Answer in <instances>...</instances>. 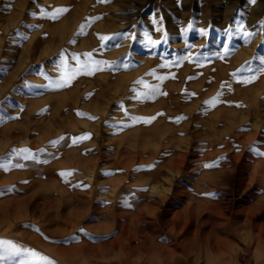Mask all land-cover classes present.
<instances>
[{"label": "rangeland", "instance_id": "374dc122", "mask_svg": "<svg viewBox=\"0 0 264 264\" xmlns=\"http://www.w3.org/2000/svg\"><path fill=\"white\" fill-rule=\"evenodd\" d=\"M59 8L68 11L45 15ZM92 60L104 70L55 87ZM262 68L264 0H0V181H13L0 188V241L53 264H254V248L264 254ZM185 150L180 172L144 186L147 199L154 184L171 190L158 218L135 224L147 205H135L138 190L117 189L125 173L112 163L159 152L167 162ZM235 152L251 165L231 171ZM159 164L135 165L132 183ZM213 200L241 231L251 219L257 248L238 237L220 249L217 217L171 219Z\"/></svg>", "mask_w": 264, "mask_h": 264}, {"label": "bare ground", "instance_id": "6f19581e", "mask_svg": "<svg viewBox=\"0 0 264 264\" xmlns=\"http://www.w3.org/2000/svg\"><path fill=\"white\" fill-rule=\"evenodd\" d=\"M260 10V9H259ZM261 10H263V8L261 9ZM117 101V100H116ZM103 104V103H102ZM104 105V104H103ZM109 105V104H108ZM105 106H107V105H105ZM114 107V106H113ZM107 108V107H106ZM105 108V109H106ZM108 108H110V107H108ZM102 109V108H101ZM103 110H104V108H103ZM110 111V110H109ZM111 112V111H110ZM116 112V111H115ZM105 113H106V111H105ZM107 114V113H106ZM105 115V114H104ZM109 115V114H108ZM169 125V124H168ZM210 127V126H209ZM212 127V126H211ZM210 127V128H211ZM173 128V127H172ZM157 129V128H156ZM156 131V130H155ZM158 131V130H157ZM171 131V130H170ZM173 131V130H172ZM209 131V130H208ZM210 131H211V129H210ZM209 131V132H210ZM213 131V130H212ZM148 133H150V131L148 132ZM152 133V132H151ZM213 133V132H212ZM147 134V133H146ZM166 134V133H165ZM152 135V134H151ZM157 135H158V132H157ZM156 134H155V136H157ZM160 135V134H159ZM158 135V136H159ZM161 135H164L163 133H161ZM160 135V136H161ZM150 136V135H149ZM148 136V137H149ZM231 136V135H230ZM143 137H144V135H143ZM142 137V138H143ZM153 137V136H152ZM153 138H155V139H157L156 137H153ZM168 138V137H167ZM250 138H254V137H250ZM144 139V138H143ZM149 139V138H148ZM172 138H170V140H171ZM226 139V138H225ZM235 139V138H234ZM234 139H232V140H234ZM152 140V139H151ZM151 140H150V142H151ZM222 140V139H221ZM251 140V139H250ZM146 141V142H145ZM145 143H147V141L149 142V140H147V137H146V139H145ZM159 141H160V138H159ZM210 141L212 142V139H210ZM223 141V140H222ZM229 141V140H228ZM231 141V140H230ZM234 141H236V140H234ZM233 141V142H234ZM240 141H241V139H240ZM153 142V141H152ZM162 142V141H161ZM253 142V141H252ZM156 143H158V141L156 142ZM182 143V142H181ZM247 143V142H246ZM169 144H170V142H169ZM174 144V143H173ZM172 144V145H173ZM183 144V143H182ZM206 144H209L208 142L206 143ZM225 144V148H228V146H230V142L228 143V142H225L224 143ZM235 144V143H234ZM238 144V143H237ZM237 144H236V146H237ZM245 144V143H244ZM243 144V145H244ZM250 144V143H249ZM253 144V143H252ZM171 145V144H170ZM171 145V146H172ZM179 145V144H178ZM185 145V144H184ZM231 145H233V144H231ZM241 145H242V143H241ZM170 146V147H171ZM181 146V145H180ZM199 146V145H198ZM245 146V145H244ZM249 146V145H248ZM173 147V146H172ZM171 147V148H172ZM219 147H221V146H219ZM218 147V148H219ZM235 147V146H234ZM159 148V147H158ZM163 148V147H162ZM167 148H169V147H167ZM170 148V149H171ZM202 149V151L204 152V150H203V147H201ZM237 148H238V146H237ZM236 148V149H237ZM241 148V147H240ZM239 148V149H240ZM244 147H242V149H243ZM142 149V148H141ZM173 149V148H172ZM206 149H207V147H206ZM205 149V150H206ZM224 149V148H223ZM236 149H235V151H236ZM177 150V149H176ZM225 150V149H224ZM229 150H231V149H229ZM144 151V150H143ZM154 151H156V150H154ZM160 151V150H159ZM158 151V152H159ZM172 151V150H171ZM197 151V150H196ZM215 151V150H214ZM213 151V152H214ZM237 151L239 152V150L237 149ZM149 152V151H148ZM147 152V153H148ZM162 152V151H161ZM201 152V151H200ZM233 152H234V150H233ZM118 155H120V154H124V153H122V152H120V151H117L116 152ZM136 153H138L137 151H136ZM160 153V152H159ZM156 154V155H154L153 157L152 156H148V155H146V154H144V153H138V154H141V156H137L136 154H134L133 155V159H131V160H126L125 159V161L124 160H119V161H116V162H114V163H112L114 166H115V168L118 170V169H120V170H123L124 171V176H123V178H119V180H117L116 182H115V185H116V187H117V189H119V191H122V192H127L128 190H130V189H135V190H138L137 191V194L135 195V199H136V201H137V203L135 204V205H147V206H144V208L142 209V212H139V215L137 216V218L134 220V223L135 224H141L142 222H144V221H146V219L147 218H145V217H150V218H153V219H156V218H158L157 217V214H158V208H159V205H161V203H165L166 202V200L168 199L167 197V195H169L170 193H169V191H171V190H165V189H163V188H161L160 186H154V185H152V186H150L151 188L150 189H152V192H154V194L156 193V195H157V197L156 198H148L147 199V197H148V195H146L145 194V192H144V186H146V185H151L152 183H153V181L155 182V180H158V179H161V177L164 179V178H166L167 176H166V173L167 174H171V175H173L174 174V172H180L181 171V168H182V166H183V164H184V161L186 160V157H187V155L188 154H190V153H188V150L186 151L185 150V153H183L182 155H178V156H176V157H174V158H169L168 159V161L166 162L165 161V158L167 157L166 155V157L163 155V154ZM175 153V152H174ZM205 153V152H204ZM212 153V152H211ZM214 153H216V154H214L215 156L216 155H218V153H220V152H214ZM226 153H228L227 151H226ZM232 153V152H231ZM230 153V154H231ZM128 154V153H127ZM200 154V153H199ZM203 154V153H202ZM201 154V155H202ZM213 154V153H212ZM223 154H225V153H223ZM235 154H238V153H236L235 152ZM234 154V155H235ZM192 155H196V153L195 152H193L192 151ZM208 156H209V153L207 154ZM213 155V156H214ZM243 155V154H242ZM246 155V154H245ZM129 156V155H128ZM127 156V157H128ZM171 156V155H170ZM189 156V155H188ZM207 156V157H208ZM212 156V155H211ZM219 156H222L221 154L219 155ZM229 156V155H228ZM240 156H241V153L240 154H238V156H236L235 155V157H233L235 160V163L233 164L234 165V167L231 169V171L232 170H234V169H236L235 167H238L239 168V166H240V170L242 171V169H245L244 167L247 165V166H250L251 164H249L248 163V161H246L247 159H244V161H241L240 160ZM247 156V155H246ZM165 157V158H164ZM191 157V156H190ZM199 157V156H198ZM254 157V156H253ZM193 158V157H192ZM191 158V159H192ZM203 158V157H202ZM204 158H205V156H204ZM214 158H216V157H214ZM224 158V157H223ZM231 158H232V156H231ZM249 156H248V160H249ZM194 159V158H193ZM196 159V158H195ZM205 159H207V158H205ZM250 159H252V158H250ZM263 159V158H262ZM154 160H156L158 163H160L157 167H156V169H153V170H149V171H147V172H141V173H138V174H136V177L134 178L135 180H134V183H132V175H131V173L134 171V168H135V165H138V166H143L144 164H146L147 165V163H152ZM197 160V159H196ZM213 160V159H212ZM211 160V161H212ZM226 160V159H225ZM224 160V161H225ZM264 160V159H263ZM198 161H199V159H198ZM202 161V160H201ZM14 162V161H13ZM206 162V161H205ZM222 162H223V160H222ZM229 162V161H228ZM231 162V161H230ZM253 162V161H252ZM226 163V162H225ZM263 163V162H262ZM186 165V164H185ZM154 166H156V165H154ZM222 166H224V164L222 163ZM226 166V165H225ZM229 166V165H228ZM153 167V166H152ZM151 167V168H152ZM193 167V166H192ZM212 167V166H211ZM210 167V168H211ZM145 168V167H144ZM224 168V167H223ZM226 168H227V166H226ZM225 168V169H226ZM191 169V168H190ZM197 169V168H196ZM220 169V168H219ZM239 170V171H240ZM206 171V170H205ZM186 172V171H185ZM218 172V171H217ZM221 172V171H220ZM219 172V173H220ZM258 172V171H257ZM218 173V174H219ZM228 173V172H227ZM223 174V173H222ZM224 174H225V172H224ZM259 174V173H258ZM227 175V174H226ZM242 175V174H241ZM166 176V177H165ZM141 177H145L144 179H141ZM203 177V176H202ZM201 177V178H202ZM218 177H219V175H218ZM224 177V176H223ZM228 177V176H227ZM242 177V176H241ZM221 178V177H220ZM167 179V178H166ZM213 178H211L210 179V181H209V183L211 182L212 183V185L213 186H215V187H220V186H218V185H220L221 184V182L223 181L222 179H219V180H212ZM249 179V178H248ZM162 180V179H161ZM165 180V179H164ZM200 180V179H199ZM204 181V179H201V181ZM255 180H257V179H255V175H252L251 177H250V183H248V185L249 184H253V185H255V183L257 182H255ZM12 180H3V181H0V188L1 189H3V188H5V186L4 185H7V183L8 182H11ZM159 181V180H158ZM167 181H170V183L172 184L173 183V181L172 180H167ZM202 181V182H203ZM240 181V180H239ZM4 182H6V183H4ZM13 182V181H12ZM152 182V183H151ZM202 182H200V183H202ZM127 183H130V185L128 186L127 185ZM184 183H185V181H184ZM199 183V184H200ZM204 183H205V181H204ZM206 183H207V185H206V187L209 185V183H208V180L206 181ZM210 183V184H211ZM157 184V183H156ZM162 184V183H161ZM184 185V184H183ZM204 185V184H203ZM223 185V184H222ZM185 186V185H184ZM205 186V185H204ZM16 182L12 185L11 184V186H10V188H11V190L13 189V191H12V193L13 194H15L16 193ZM175 187V186H174ZM183 187V186H182ZM250 187V186H249ZM164 188H167V187H164ZM169 188V187H168ZM202 188V187H201ZM148 189V188H147ZM172 189V188H171ZM179 189V188H178ZM177 189V190H178ZM205 189V188H204ZM212 189H214V188H212ZM165 190V191H164ZM186 190V189H185ZM174 191V190H173ZM191 192H192V190H191ZM3 193V192H2ZM182 193V192H181ZM190 193V192H189ZM210 193V192H209ZM151 194H153V193H151ZM4 195H5V193H4ZM192 195V194H191ZM147 196V197H146ZM189 196V195H188ZM187 196V197H188ZM189 198V197H188ZM150 199H152V200H150ZM190 199V198H189ZM202 198H200V200H201ZM203 201H204V199H202ZM175 201V200H174ZM188 201V200H187ZM191 201V200H190ZM199 201V200H198ZM197 201V202H198ZM214 201V200H213ZM206 202V203H209V204H213V205H215V206H213V207H209L208 205H205L204 203H202L203 205H201V203H200V205H196V206H193V205H187L186 207H184L182 210H179V211H177V212H174L173 214H171V219H173V221L174 222H181L182 221V223H183V225L186 223V222H188V220H189V218L191 217V216H194V215H196V217L197 218H199L202 214H208L209 215V217H212V216H214V217H217L218 219H220V223H219V225H218V227H216L215 228V235H214V237H215V240H214V243H215V241H216V243H217V245L220 247V249H222V248H224L225 250H229V248L230 247H233L234 246V241H235V238H238V237H240V238H242V240H244V242H245V245H246V248H251V247H253V246H255L256 248H257V246H258V243H259V241H260V233L259 232H256V230H255V224L251 221V219H247V220H244V224H243V226H245V227H243V230L241 231V229H242V226L240 225V223H241V220L239 219V218H237V219H239V220H237V221H231V220H229V218L227 217V216H225L224 215V213H223V211H222V209L219 207V206H216V205H220V203H215V201L214 202ZM144 202V203H143ZM192 202V201H191ZM190 202V203H191ZM120 203H121V205L124 203L123 201H120ZM143 203V204H142ZM198 204H199V202H198ZM120 205V204H119ZM184 205H186V204H184ZM169 207V206H168ZM144 213V214H143ZM160 215V214H159ZM192 218V217H191ZM162 219V218H161ZM164 219V218H163ZM208 220H209V218H208ZM172 222V221H171ZM165 223V222H164ZM188 224V223H187ZM191 224V223H190ZM201 224V223H200ZM207 224V223H206ZM208 225V224H207ZM200 228V227H199ZM229 228V229H228ZM202 229V228H201ZM228 231H229V233H228ZM123 240V239H122ZM124 242L126 241L125 239L123 240ZM122 241V242H123ZM129 243V242H128ZM123 244H125V243H123ZM130 245V244H129ZM242 245V244H241ZM127 246V245H126ZM122 247H120V249H121ZM126 249V248H125ZM129 249V248H128ZM123 249H121V251H122ZM151 250V249H150ZM254 253H253V255H254V264H264V254H257V249H255L254 248ZM124 251V250H123ZM129 251H131V249L129 250ZM152 251V250H151ZM155 251V250H154ZM131 253V252H130ZM117 254V253H116ZM118 255V254H117ZM199 255H201L200 253L198 254V256ZM119 256V255H118ZM131 256V255H130ZM121 257V256H120ZM124 257V256H123ZM171 257H172V255H171ZM170 257V258H171ZM134 259V258H133ZM172 260H174V259H172ZM126 261V260H125ZM133 261V260H132ZM188 261H190V263L189 264H199V262H198V260H187V262ZM250 262V261H249ZM221 264H230V263H228V262H226V263H221Z\"/></svg>", "mask_w": 264, "mask_h": 264}, {"label": "snow or ice", "instance_id": "6c2138e0", "mask_svg": "<svg viewBox=\"0 0 264 264\" xmlns=\"http://www.w3.org/2000/svg\"><path fill=\"white\" fill-rule=\"evenodd\" d=\"M104 2V0H102ZM68 11L66 8H59L56 9L54 12L48 14L45 13L50 19L56 20L59 18L60 15ZM85 26L81 27V31H83V28ZM101 40H107L110 39L109 37H100ZM89 58L91 57V53L88 54ZM78 60V58H76ZM107 64L106 61H98V60H92L90 63L81 64L79 68L75 69L70 73V75L67 76L66 79H63L62 81H58L55 84V87L61 88L66 86V84L70 83V80L75 78L77 74H86V75H92L96 71H102L104 70L103 65ZM61 67L66 68L67 62L63 58L61 59ZM111 67V65H109ZM250 70V69H249ZM243 71V70H242ZM261 71H264V68L261 69ZM163 79V78H161ZM255 79V76L249 77L244 82H251V80ZM142 83V82H141ZM216 98H214L210 102V104H215ZM75 143V140L73 141ZM26 151V150H21ZM25 159L31 158V154L26 155L24 157ZM18 167H23V165H17ZM0 167H3L5 170L8 169L7 164L0 165ZM61 175H66L65 173H61ZM20 258L18 260V264H37V262H40V264H53L52 261L48 260L46 257L40 256L37 252L29 250V249H22L18 247L16 244H13L9 241H0V262H6L10 260H15L16 258ZM31 258V259H29Z\"/></svg>", "mask_w": 264, "mask_h": 264}]
</instances>
